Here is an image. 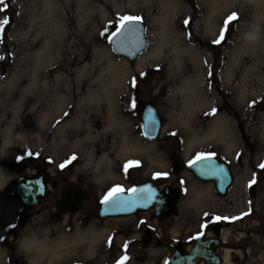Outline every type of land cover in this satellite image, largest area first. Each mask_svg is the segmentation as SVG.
<instances>
[{"label": "rangeland", "instance_id": "374dc122", "mask_svg": "<svg viewBox=\"0 0 264 264\" xmlns=\"http://www.w3.org/2000/svg\"><path fill=\"white\" fill-rule=\"evenodd\" d=\"M98 2L104 6L109 16L105 18L103 25H100L96 22L97 17L100 16L97 13L93 16L92 23L86 27L89 32H92V24H95L96 31L91 37L92 42L105 47L113 59L134 73L136 86L133 87L129 83L132 79H129L125 85V91L133 95L131 99L136 102L135 108L133 109L130 105V99L120 97L124 91L119 94L117 104L122 119L128 125L129 140L136 138L146 148V151L140 153V159L134 157L125 160L119 176H116V182L105 180L101 184L97 181L94 166L85 167L88 159L85 152L75 146L80 134L73 129H67L62 136L57 135L55 127H43V113L40 107L35 111H30L31 99L25 105H21L18 101L9 113H5V119L0 121V170H4L10 176L4 195L0 197V256L7 257L4 264H8L10 256H16L21 264H26L22 254L18 253L16 248V240L26 225H30L33 229L47 227L50 229L52 239L64 236L69 239L67 243H71L70 239L75 236L77 230L85 234L90 227L92 228L89 239L76 247V254L60 261L59 264H73L74 261L80 264H117L122 257H126L124 264H162L168 256L169 249L163 245H156V239L162 240L163 243L173 238L187 242L188 236L192 235V218L197 221L205 213L210 214L208 219L212 217L214 219L216 216L229 218L222 219V221L232 223L227 234L229 242H233L235 246H230V248L235 249L238 255L247 256V264H254L255 256L264 252V169L260 168L264 160L257 158L258 153L264 152V144L259 141L260 126L264 124V97L257 98L255 104L243 108L237 104L234 95L228 96L221 93L216 97V104L221 106V114H227L230 119L229 127L236 137L239 151L233 149L229 152L223 142L216 140L198 146L193 145L189 149L186 142L192 137V130L196 131L198 140H202L203 135L210 131L214 118L193 114L190 115L192 121H186L187 127L171 122L167 115L168 106L162 99L164 89L161 87V84L165 82V75L169 72L161 64L166 61L150 59L142 69L137 66L139 56L144 51L152 49V42L148 37L151 15L147 10H142L143 18L141 15L132 14L129 10L123 13L116 11V8L126 4L127 0H98ZM5 3L7 5L0 7V9L7 7L4 12H0V20L7 16L9 24L5 26V30L0 26V58H2L0 59V73L8 71L13 54L10 37L22 20L20 6L15 3V0H5ZM180 3L181 11L175 27L180 32H190V35L193 29L195 35L200 38L201 43L197 42L193 47L204 59L209 73H213L208 79L214 82L217 79L219 67L223 63L221 46L232 43L239 28V21L247 20L248 13L245 10L239 17L236 12L224 17H213L217 25H220L222 21V26L218 29V35L212 39L202 27L207 18L208 8L201 6V0H196V6L192 8H188V5H191L193 0H180ZM155 12L156 9L153 7L152 14ZM185 13H189L191 19L190 23L185 22L186 27L180 23ZM233 14H236L238 18L230 23L225 40L219 45L212 44L211 41L220 36L225 20ZM125 15L140 18L144 24L147 39L146 48L133 64L115 54L109 45L107 33L102 35L106 28L114 31L113 25L119 17ZM68 23L69 26H74L75 23L70 15ZM76 40L77 43L73 45V48L82 46L85 49L84 59L87 60L91 51L89 45L84 44L83 37L79 35L76 36ZM69 55V51L65 49L61 67L71 73L72 65L78 63L79 53H71L73 56L71 60L68 58ZM183 72L185 75L197 74L196 64L187 57L184 58ZM171 83L164 85L166 87ZM145 102H152L156 105L162 120L160 137L157 141L147 140L142 133L139 113ZM245 116L252 119H242ZM96 117L95 114L90 117L93 123ZM84 148L92 150L93 160H99L101 155L107 153L111 160L108 166L115 161L111 151V135L93 141L91 144H85ZM183 151H187L186 154ZM208 153L230 166L234 181L226 195L220 196L215 191L212 182L199 180L188 170L184 169L179 174H174L172 171V157L177 156L181 162L186 164L195 159L197 154ZM73 156L75 159L65 168L58 167L60 163ZM128 161L138 163H133L125 169L124 165ZM108 166L102 167L101 173L108 171ZM39 171L46 174L48 194L36 206L28 208L20 202L14 191V184L18 176H31ZM156 173H167V177L157 178L154 175ZM146 180H151L160 187L175 185L180 190V197L170 217L158 220L153 216L152 211L139 212L125 217L105 219L97 217L98 201L109 188L119 184L124 189H128ZM68 182L78 184L90 195L88 199H83L82 209L77 212L59 213L54 210V201L60 198L59 190ZM249 182H254L255 185L252 197L246 190ZM193 187L203 193L195 206L189 200ZM210 203L214 204L213 207ZM243 213L248 214L241 216ZM238 216L240 219H231ZM146 226L153 231L155 236L149 245L142 247L139 237ZM92 234L95 239L91 237ZM248 249L252 251L249 252ZM231 254L233 255L234 252ZM232 258L233 261L235 254ZM256 264L259 262L257 261Z\"/></svg>", "mask_w": 264, "mask_h": 264}, {"label": "clouds", "instance_id": "9594fccd", "mask_svg": "<svg viewBox=\"0 0 264 264\" xmlns=\"http://www.w3.org/2000/svg\"><path fill=\"white\" fill-rule=\"evenodd\" d=\"M15 3L20 6L22 20L10 37L13 54L8 71L0 73V121L18 101L25 105L31 99L29 109L35 111L40 107L43 127H55L56 134L61 136L67 129L80 134L75 146L87 155L85 167L94 166L99 183L105 180L116 182L110 171L101 173V168L111 163L108 154L93 160L92 150L84 148L85 144L111 135V151L117 153L121 160L138 155V152L129 150L128 125L122 119L117 104L119 94L128 80L134 78V73L113 59L105 47L92 42L95 24H92V32L86 27L92 23L95 14L98 13L102 19L109 14L98 0H15ZM195 6L196 0H193L188 8ZM201 6L208 8L205 23L208 24L207 34L212 39L222 26V21L217 25L213 17H224L232 12L239 17L245 10L248 13L247 20L239 21L232 43L221 46L223 63L214 82L208 79L210 73L204 59L193 47L197 42L190 40V32H180L175 27L181 11L180 0H127L126 4L116 8L121 13L129 10L142 18V10L151 15L148 33L152 42L150 59L167 61L169 72L165 81L171 80L172 83L161 87L171 122L187 127V116L201 114L214 118L209 133L202 140L190 141L189 149L212 140L225 142L229 136V119L226 114H221V106L216 104V97L221 93L234 95L241 108L250 107L257 98L264 97V0H201ZM153 7L155 14H152ZM69 15L75 22L74 26H69ZM185 22H191L189 13H185L180 21L182 25ZM77 35L89 45L91 51L87 60L82 46L73 48ZM65 49L70 53L69 60L73 59L71 53H79L78 63L72 65L71 73L61 67ZM185 57L196 64V75L184 74ZM139 67H144L143 61ZM93 114L103 123L94 125L90 119ZM259 141L264 144V124L260 126ZM225 147L229 152L233 149L239 151L233 142L225 143ZM257 158L264 160V152L258 153ZM9 180L10 176L0 170V189ZM202 196L203 193L193 187L189 200L195 206ZM91 233V227L85 234L77 230L70 239L71 243H67L69 239L64 236L52 239L47 227L33 229L26 225L16 240V248L26 264H59L74 256L76 247L85 243ZM6 259L0 256V264H4ZM257 261L264 264V252L255 256L254 264ZM73 264L80 262L74 261Z\"/></svg>", "mask_w": 264, "mask_h": 264}, {"label": "water", "instance_id": "95a60500", "mask_svg": "<svg viewBox=\"0 0 264 264\" xmlns=\"http://www.w3.org/2000/svg\"><path fill=\"white\" fill-rule=\"evenodd\" d=\"M131 24L138 30L139 36L142 40V43L138 47L127 50H119L114 42L109 43V45L115 54L124 57L129 63L133 64L138 55L146 48L147 39L145 35V27L141 20L132 21ZM110 38L111 37L109 36L108 42ZM139 117L144 137L151 142L157 141L160 137L162 120L156 105L152 102H145L140 109ZM208 161L213 162L212 167L217 170L218 174H208L206 169L201 171L202 162ZM171 166L174 174H179L185 169L193 172L198 179L203 180L204 182L212 181L215 191L220 196L226 195L228 187L233 181L232 171L229 165L225 161L218 160L213 156L203 155L201 159L197 161L195 168L190 167L188 163L184 164L177 156H174L171 159ZM221 168L223 171H218ZM36 181L40 182L39 187L43 189L42 191L37 190V187L35 186ZM30 186L32 187L30 188ZM52 186L55 185L52 184ZM133 187H152L156 191V199L147 206L138 204L129 211L114 210L111 202L101 203V200H99L96 207L98 218L104 219L107 217L130 216L144 211H152L154 217L157 219L168 218L173 214L175 203L178 202L180 197V190L175 187V185L160 187L155 182L153 183L151 180H146L144 183H138ZM48 188L46 175L42 171L37 172L33 176L21 175L17 177L14 185V191L19 197L21 203L28 208H33L40 201H42L48 194ZM59 195L60 198H57L54 201V210L59 213H75L82 209L83 199H88L90 193L84 191L78 184L68 182L59 190ZM125 195L130 196L132 193H125ZM248 195L251 197L254 195L253 182H250L248 185ZM106 209L108 210L106 211ZM213 233L218 236L220 231L214 230ZM151 239V232L148 231V229H145L140 240L141 246L145 247L149 245ZM209 240H212L211 237H208L207 242ZM217 241L218 240H215L216 243H218ZM216 243H214V246ZM157 244H160L159 239H156V245ZM206 244V242H199L197 247L192 251V248L190 250H186V248L181 246L180 243L173 240L167 244L170 249V254L167 258H165L163 264H195V260L200 258H204L205 261H208L209 255L211 254L208 253Z\"/></svg>", "mask_w": 264, "mask_h": 264}, {"label": "snow or ice", "instance_id": "6c2138e0", "mask_svg": "<svg viewBox=\"0 0 264 264\" xmlns=\"http://www.w3.org/2000/svg\"><path fill=\"white\" fill-rule=\"evenodd\" d=\"M0 4L7 5L5 3V0H0ZM7 9V7H4L0 9V12H4ZM238 17L236 14H233L229 18H227L224 22V28L221 29L220 36L216 39L211 41L212 44L214 45H219L222 43V41L225 40L226 38V31L228 30V27L230 23L235 22V20ZM140 20L139 17H133V16H121L118 18L116 21L115 25V31H110L109 28L105 29V32L102 33V35H105L107 33V38L109 36L111 37L109 39V43H115L117 48L119 50H127L130 48H136L138 47L141 43L142 40L139 36L138 30L131 24L132 21H138ZM112 23V22H109ZM187 23V22H186ZM9 24V18L5 16L3 20H0V26H2L3 30H5V26ZM118 37V39H117ZM131 54V53H129ZM2 59V58H0ZM213 75V73H210V76ZM133 87L136 86V80L135 78L132 79V81L129 82ZM130 105L135 108V100L131 99L129 100ZM202 155H213L211 153L208 154H197L196 158L194 160H190L188 162V165L190 167L195 168L197 161L201 159ZM75 157L73 156L69 160H66L58 165L61 169L65 168L68 164L71 163L72 160H74ZM133 163H138V162H133V161H128L125 163L124 167L125 169H128L131 164ZM211 161L208 162H202V169L207 170L208 174H218L217 170L212 167ZM260 168L264 169V162H261ZM218 171H223V169H219ZM157 178H162V177H167V173H156L154 174ZM182 184L184 183L183 181L181 182ZM37 190L42 191L43 189L40 186V182L36 181ZM32 186H30L31 188ZM125 193H132V195L126 196ZM156 199V191L152 187H141V188H128L124 189L122 186L119 184H116L115 186L109 188L104 196L101 199V203H108L111 202V205L113 206L114 210L118 211H129L131 208L135 207L136 205H144L147 206L150 204L152 201ZM108 209H106L107 211ZM248 213H243L241 216H245ZM204 216L209 217V213H205ZM227 220L229 219L228 217H219L216 216L214 219L213 217L209 220V223L214 222V221H220V220ZM232 220L235 219H240V216L231 218ZM207 227V224L203 223L201 225L202 230H204ZM204 234V231L201 234L194 235L191 240H199ZM126 257H122L120 260L117 261V264H124Z\"/></svg>", "mask_w": 264, "mask_h": 264}, {"label": "flooded vegetation", "instance_id": "af4514ba", "mask_svg": "<svg viewBox=\"0 0 264 264\" xmlns=\"http://www.w3.org/2000/svg\"><path fill=\"white\" fill-rule=\"evenodd\" d=\"M234 179V178H233ZM233 182V181H232ZM162 220V219H160ZM208 217L206 216H201L200 219H193L192 218V235L188 236V241L186 242V240H181V239H169V241L163 243L162 240H160V246H165L166 248H168V243H170L172 240H176L178 241V243H180L181 246H183L184 248H186L187 250H190L192 248V251L197 247V245L199 244V242L202 243H207V251L208 253H210L211 255H209V259L208 261H205L204 258H200L198 260H195V264H224L226 263L224 261V251L228 250L230 251V255H229V262L232 264H247V256L243 255H238L237 252H235V249L230 248V246L234 247L235 244L233 242H229V238H228V230H229V226L232 225V223L230 221H214L209 223ZM205 223L207 224V227L202 230L201 225ZM148 229V226L143 228V233L144 230ZM214 230H219L220 233L218 236H216L213 232ZM148 231L151 232L152 238L154 235L153 231L148 229ZM204 231L203 236L199 239V240H191L192 237L194 235L197 234H201ZM143 233L140 235L139 240L141 239ZM208 237H211L212 240H208ZM215 240H218L216 243ZM214 243L215 246H214ZM169 249V248H168ZM170 251V249H169ZM234 252L235 254V259L232 261V255L231 253ZM1 254V253H0ZM169 256V253H168ZM239 258V259H238ZM8 264H21L20 260H18L15 257H9V260L7 262Z\"/></svg>", "mask_w": 264, "mask_h": 264}, {"label": "bare ground", "instance_id": "6f19581e", "mask_svg": "<svg viewBox=\"0 0 264 264\" xmlns=\"http://www.w3.org/2000/svg\"><path fill=\"white\" fill-rule=\"evenodd\" d=\"M215 18V17H214ZM214 18H213V21L215 22V20H214ZM104 21H105V18L104 19H102L100 16H98L97 17V20H96V22H97V24H100V25H103V23H104ZM206 21V20H205ZM205 21H204V23H203V25H202V27L205 29V31L206 32H208V24H206L205 23ZM216 23V22H215ZM192 34L190 35V40H192L193 42H198V43H201V41H200V38L199 37H197L196 35H195V33H194V30L192 29V32H191ZM196 43H194L193 45H195ZM151 52H152V49L151 50H147V51H144L140 56H139V58H138V62H137V66L139 67L140 65H141V62L143 61V64H146V63H148V61L150 60V54H151ZM161 64L164 66V68L165 69H168L169 70V68H168V65H167V61L166 62H161ZM191 71H192V68H191ZM189 75H191L192 76V74H189ZM167 76V74L165 75V77ZM187 76V75H186ZM168 82H172L171 80H169V81H165L164 83H162L161 85H163V84H165V83H168ZM125 87L123 88V90L122 91H124V94H120V97H124L126 100H129L133 95L132 94H130L129 92H126L125 91ZM121 91V92H122ZM225 115V114H224ZM227 115V114H226ZM191 116H187L185 119H186V121H192V119L190 118ZM97 119L94 121V125H96V123L97 122H99V123H101L102 124V122H103V120L102 119H100V117H96ZM242 119H252V118H250V117H248V116H245L244 118H242ZM100 120H102V121H100ZM230 120V119H229ZM126 123V122H125ZM229 123H230V121H229ZM98 126V125H97ZM232 129H230V127H229V136L226 138V141L225 142H223L224 144L225 143H227V142H233V143H235L236 145H237V143H236V137L234 136V134L232 133V131H231ZM209 133V132H208ZM208 133H206L205 135H207ZM205 135H203V137L205 136ZM192 140H198V136H197V133H196V131L195 130H192V137L186 142V146H188L189 145V142L190 141H192ZM146 148L145 147H143L142 146V144H141V142L140 141H138L136 138H133V139H131L130 140V146H129V150L131 151V152H138V155L136 156V157H138L137 159H140L141 158V152L143 153V152H145L146 150H145ZM186 150V149H185ZM184 152V154H186V152L187 151H183ZM113 156L115 157V161H113V163L110 165V166H108L107 167V170L108 171H110L112 174H114L115 175V177L116 176H119V174H120V171H121V168H122V165H123V163L125 162V160H129V159H131V158H128V159H124V160H121L120 158H119V156H118V154L117 153H114L113 152ZM96 176L98 175L97 173L95 174ZM231 184H232V182H231ZM4 192H5V187H3L2 189H0V197H3V195H4ZM201 192V191H200ZM210 205H211V207H213V203H210ZM98 235H99V232H98ZM93 239H95L94 238V234H92V236H91ZM68 242V241H67ZM229 255H230V251H228V250H225L224 251V261L226 262V263H224V264H232V263H230L229 262Z\"/></svg>", "mask_w": 264, "mask_h": 264}]
</instances>
